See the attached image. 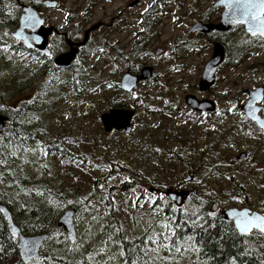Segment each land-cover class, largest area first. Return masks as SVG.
<instances>
[{"label": "rangeland", "instance_id": "374dc122", "mask_svg": "<svg viewBox=\"0 0 264 264\" xmlns=\"http://www.w3.org/2000/svg\"><path fill=\"white\" fill-rule=\"evenodd\" d=\"M44 1L57 4L49 7ZM132 1L0 0V17L7 22L18 21L21 5H37L39 15L55 27L62 26L67 16L78 20L90 12L94 22L110 20L125 9L126 24L121 19L114 30L95 34L80 53L73 74L49 71L46 61L38 55L10 50L16 45L13 29L8 32L0 24V114L6 116L20 105L35 101L34 113L18 119L29 131L25 135L32 137L26 136L20 148L8 149L9 156L4 154L9 158L0 161V195L4 193L12 203L18 202L5 188L10 178L18 180L22 197L33 190L27 197L30 204L45 206L50 213L51 206L41 199V189L45 185L63 188L69 209L75 210L76 242L61 251L70 264H118L122 258L121 239L164 230L163 215L157 218V211L150 205L163 201L167 189L189 191L190 205L198 196L212 199L218 194L215 209L248 208L264 214V137L246 123L239 108L247 99L244 90L264 88V43H250L235 65L223 63L213 87L200 92L197 84L211 55V41L222 45L223 40L235 42L239 35L236 28L241 26L211 37L189 35L193 24L205 22L203 16L206 23L219 21L221 8L213 6L218 0H162L159 24L145 35L141 33L139 15L155 0H140L128 8ZM145 39L148 44L144 50L149 55L128 57L136 40L140 46ZM155 48L161 49L157 55ZM143 66L153 67L152 78L131 93L119 90L124 72H138ZM74 79L78 80L77 86L72 83ZM16 81H28V86L18 87ZM186 95L214 101L215 112L207 117L190 110L184 104ZM137 96L142 101L137 102ZM113 100L135 111L131 134L102 130L100 115L112 108ZM8 126L0 134V144L9 133ZM169 127H176V132H181L177 136L184 137L183 141L190 145L165 143L163 129ZM142 128H153L158 138V143L154 142L160 150L156 161L153 153L148 156L142 149ZM235 129V139L217 146L215 156L195 155L197 148L208 146V138L224 137ZM165 145L177 150L176 160L170 158ZM241 153L245 157L237 159ZM213 158L219 165L209 169L206 159L210 162ZM187 162L192 164V177L187 172ZM121 184L126 187L120 188ZM150 188L158 193H149ZM63 212L55 214V222ZM48 233L40 251L43 258L65 237L56 226ZM168 261L184 264L173 262L171 257Z\"/></svg>", "mask_w": 264, "mask_h": 264}, {"label": "trees", "instance_id": "16d2710c", "mask_svg": "<svg viewBox=\"0 0 264 264\" xmlns=\"http://www.w3.org/2000/svg\"><path fill=\"white\" fill-rule=\"evenodd\" d=\"M33 6L35 8L37 7V5ZM203 17L206 20L205 16ZM5 21L6 19L4 17H0V24L4 25L3 28L10 32L12 27L16 24V21L13 19L8 22ZM236 30L239 32L237 41L226 42L223 40V46L225 49V59L223 63L230 61L232 65H235V61L244 57V51L251 46L250 43H264V41L259 38H249L244 33L242 27H238ZM212 35L216 36L218 33H212ZM213 40L215 41V39ZM136 44L137 43L133 45L131 51L134 58L138 57L141 53H144L142 47ZM9 49L15 52H23L26 50L21 44L10 46ZM77 82L78 80L76 81V79H74L72 83L77 86ZM22 85L27 87L28 81H16V86L19 87ZM135 99L137 102L142 101V98L138 96ZM110 105L111 107H127V104L115 100L111 101ZM34 107L35 101H30L20 105L18 107L19 109L17 108L7 115L10 120V125L8 126L9 133L5 136L3 143L0 144V161H5L9 158L5 157V154L9 156V153H6L8 149H13L15 147L20 148L23 142H25L24 139L26 136L32 137V135H25V132L28 134L29 131L19 124L18 119L23 120L29 112L34 113ZM135 120L136 117L134 118V122ZM245 121L247 124L255 127L254 124L248 120ZM152 129L153 128H142L139 131L142 133V149L148 153L146 154L148 156L153 153V158L156 161L159 152L156 151L158 147L154 142L158 143V138H155L156 134ZM132 130L133 129L131 128L130 134L132 133ZM156 130L159 131V128ZM176 130V127L163 129L165 143L186 142L185 140L183 141L184 137L181 138L180 136H177L180 131L176 132ZM255 130L259 132L257 128ZM236 131V129L234 131H227L224 137L217 136L215 138H208V146H204L202 149L197 148L195 155L206 154L211 155L212 157L215 156L214 154L219 150L217 146L227 144L225 142L235 139ZM223 133L224 131H222V134L220 135H223ZM258 134L264 137V134L261 132ZM179 137L181 139H179ZM177 138L179 140H177ZM186 143L190 145L189 142ZM165 149L170 154L171 159L176 160V158L179 157L177 150H170L166 145ZM214 160L215 159L213 158L209 162V159H206V164L209 163L207 165L209 169H216L218 167L219 162H214ZM185 164L187 166L189 177H192V164L189 162ZM194 172H196V168L194 169ZM18 183V180L15 181L10 178L8 185L5 188L11 191L19 201L12 203L10 198H7L3 195L4 193H1L0 203H3L9 210L14 224L19 228L23 235L44 233L47 235L44 240L45 243L50 236L48 230L56 226L55 214L62 210L65 211L67 208L69 209V203L64 199L65 191L63 188L57 186L49 187L48 185H45L43 190L41 189L40 196L42 201H45L51 206L49 213V210L45 206L40 207L36 203L33 205L30 204L29 198L27 197L33 192V190L22 197L20 194V188L18 189L17 187ZM205 185L207 187L209 186V184ZM215 186L219 188L221 185L216 182ZM124 187H126V185L121 184L120 188ZM217 195H215L216 198L212 199L198 196L196 201L192 202V205L189 204L190 201L188 198L180 208H176L167 198H164L161 202H153L150 205V209L153 208L157 211V218L159 214L163 215L164 230L154 232L151 235L135 236L130 240L121 239L120 248L123 255L118 264H132L133 261H135V264H170L168 261L169 257L172 258L173 262L183 261L184 264H231L233 260L235 261V264H264V241L257 238V235L259 234L256 232L253 237L250 238L241 236L237 233L231 223L222 221L220 219V211L223 207L219 206L218 209L214 208L218 205L220 200ZM106 204H109L108 200H106ZM208 212H215V217H208ZM193 214H198L201 217V220L196 221V227H194L192 223L195 219V215ZM189 217H191V219H189ZM160 233H164L168 239L165 240ZM189 236L193 237L191 243L200 249L199 252L191 249L187 240ZM163 244H167L168 247H163ZM69 245L70 244H68L65 237H62L57 243V247L53 249L52 253H48L46 258L39 261L24 263L19 258L17 239L9 233L7 224L2 214H0V264H70V260L61 253L65 247L69 248ZM178 246H183L180 253L175 251V248Z\"/></svg>", "mask_w": 264, "mask_h": 264}, {"label": "water", "instance_id": "95a60500", "mask_svg": "<svg viewBox=\"0 0 264 264\" xmlns=\"http://www.w3.org/2000/svg\"><path fill=\"white\" fill-rule=\"evenodd\" d=\"M253 3L259 4L260 0H252ZM45 6L54 7L55 2H44ZM214 7L221 8L220 18L217 23L203 24L196 22L189 29L188 33L200 32L209 34L212 31L224 34L237 26H242L244 33L251 38H259L264 40V11L259 8H249L248 0H218L214 3ZM21 13L19 15V25L12 33V38L21 42L27 49H33L42 54H47V38L51 32V28H45L43 20L39 17L36 9L31 5H21ZM255 15L256 19L252 16ZM159 49L155 53L158 54ZM225 57L224 46L220 42L212 44L211 55L208 61L204 64L202 73L198 80L197 88L200 92L209 91L215 82V74L219 66L223 63ZM71 53L63 54L55 59L57 67H67L71 61ZM153 68L150 66L142 67L137 74L126 72L122 75L119 87L124 93L133 92L139 83L147 81L152 78ZM247 99L244 104L240 106V111L244 117L264 133V106L261 105L264 97V88L259 86L253 90L246 89L243 92ZM184 104L190 110L196 113L211 114L215 111V102L205 98L198 99L193 95H186L184 97ZM135 116V111L125 108L110 109L100 115L99 121L102 130L105 133L111 131H122L125 134L130 133L132 121ZM7 117L0 114V134L6 126ZM244 153H241L237 159H243ZM151 194H156L157 190L150 188ZM189 192L180 190L175 191L167 189L164 195L176 207H180L188 196ZM247 211L250 214L264 216V214L257 213L248 208H228L220 212V219L227 223H231L237 233L241 236L248 235L253 231L258 233V229H250L247 233H242L235 224V219L232 217L231 212ZM0 214H2L9 233L17 238V247L19 258L24 263L31 261L42 260L43 256L40 249L46 239V234L23 235L19 228L14 224L11 213L5 205L0 203ZM75 214L74 209L65 210L57 219L56 227L61 229L69 244L76 242V231L73 222ZM264 235V234H263Z\"/></svg>", "mask_w": 264, "mask_h": 264}, {"label": "flooded vegetation", "instance_id": "af4514ba", "mask_svg": "<svg viewBox=\"0 0 264 264\" xmlns=\"http://www.w3.org/2000/svg\"><path fill=\"white\" fill-rule=\"evenodd\" d=\"M46 2V1H44ZM43 2V4H44ZM55 2V1H52ZM140 3V0H134L131 3L128 4V8L134 6V5H138ZM159 3L162 4L163 1L162 0H155L152 4H150V7L147 9V11H144L142 13H140L139 17H140V26H141V33L147 35V33H149L154 27H156L159 24ZM56 2H55V6H56ZM54 6V7H55ZM50 7V6H49ZM35 8V7H34ZM36 9V8H35ZM37 11V10H36ZM38 13V11H37ZM118 16H112L110 17V20L107 18H102V19H98L97 21H92L91 16H90V12L83 14L82 16H80V19L76 20L74 18L70 19V16H67V20L66 22L59 27H55L52 25L47 24V22L45 21V19H43L39 13V17L43 20V25L45 28H51V32L47 38V54H42L38 51H35L33 49H30V51H28L29 49L25 48L23 46V44L19 41L15 40V44H21L26 50L23 52H26L36 56L38 55L40 58L44 59L45 62V67L49 69V71L52 72H58V71H64V72H68L70 74L74 73V68L77 65V61H78V57L80 55V53L82 52V50L89 44V42L91 40H93V37L95 36V34L100 33V32H107L110 31V29L114 30L117 25H119V23H121V19H123V23L126 24V13H125V9L119 10L118 12ZM120 16H123V18H120ZM70 19V20H69ZM203 24H207L206 20L205 22L199 21ZM87 23V25L85 27H83V24ZM19 25V18L18 21L16 22V24L12 27V33L15 31V29L18 27ZM212 33L215 32H211L209 34H203L200 32H193V33H189V35H202V36H207V37H211ZM143 45L141 44L140 46L142 47V50L145 49V47L148 44L147 39L143 40ZM137 43L136 45L139 44V40H136ZM134 43V44H135ZM214 42L211 41V50H212V44ZM133 49V47H132ZM131 49V51H132ZM156 49L159 48H155L154 50V54L157 55L155 53ZM161 51V49H159ZM131 51L129 52V56L128 57H133ZM21 52V53H23ZM67 53H71V61L69 63V65L67 67H57L55 64V59L63 54H67ZM147 55H149V52L146 50H144V53H141L138 57L142 56L143 58L147 57ZM127 56L124 55V60L127 61V59H129ZM144 67V66H143ZM152 67V66H150ZM153 68V67H152ZM141 69V68H140ZM139 69V70H140ZM126 72H130L132 74H137L138 72H132L131 70H126ZM124 72V73H126ZM48 73V72H47ZM121 79V78H120ZM120 90V87H119ZM117 108H124V107H112L110 109H117ZM240 108V107H239ZM2 115V114H1ZM4 116V115H3ZM7 117V115L5 116ZM8 121H7V126L9 124V118L7 117ZM6 126V128H7ZM5 128V129H6ZM111 132H115V131H111ZM121 132V131H119ZM4 133V131L1 133V135ZM0 135V136H1ZM189 192V191H188ZM158 193V191H157ZM190 196V192L188 194V196L185 198V200L183 201L181 207L184 205L185 201L189 198ZM255 232H252L248 235H244L246 237H253ZM257 233V232H256ZM259 234V233H258ZM258 239H261L264 241V235H257Z\"/></svg>", "mask_w": 264, "mask_h": 264}, {"label": "snow or ice", "instance_id": "6c2138e0", "mask_svg": "<svg viewBox=\"0 0 264 264\" xmlns=\"http://www.w3.org/2000/svg\"><path fill=\"white\" fill-rule=\"evenodd\" d=\"M248 7L253 8V9L259 8L261 11H264V0H260L259 4L253 3L252 0H248ZM145 11H147V9H145ZM252 18L256 19V16L253 15ZM164 55L166 56L167 53H165ZM156 151L159 152L160 150L156 149ZM13 155H15V153H13ZM125 179L127 180L128 178L125 177ZM232 199H237V197H232ZM193 215H195V219L192 221V223H193V226L196 227L197 226L196 221L201 220V217L198 214H193ZM215 215H216L215 212H208L207 213L208 217H215ZM231 215L235 219L236 227L242 233H247V232H249L250 229H258L261 234H264V216L250 214L247 211H242V212L232 211ZM189 219H191V217H189ZM160 235L163 236L165 240L168 239V237L165 236L164 233H160ZM187 240H188V243H189L192 250H194L196 252L200 251L199 248L195 247V245L191 243L193 240L192 236H189L187 238ZM162 246L168 247L167 244H163ZM182 247L183 246L176 247L175 251L177 253H180L182 251ZM121 255H123V253H121ZM132 264H135V261H133ZM231 264H235V261L233 260L231 262Z\"/></svg>", "mask_w": 264, "mask_h": 264}]
</instances>
